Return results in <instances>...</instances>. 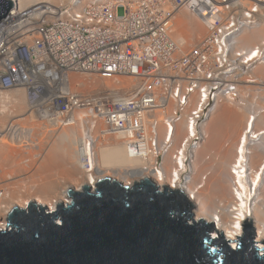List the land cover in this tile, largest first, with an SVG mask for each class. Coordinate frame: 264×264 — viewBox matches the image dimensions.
Returning <instances> with one entry per match:
<instances>
[{
    "label": "built area",
    "instance_id": "1",
    "mask_svg": "<svg viewBox=\"0 0 264 264\" xmlns=\"http://www.w3.org/2000/svg\"><path fill=\"white\" fill-rule=\"evenodd\" d=\"M245 1L74 0L25 8L15 2L0 21V90L23 91L32 109L49 122L92 109L93 125L105 120L107 135L120 137L132 156H154L156 169L164 170L175 151L173 162L183 176L195 163L219 106L237 104L250 115L234 173L255 176L251 161L259 154L260 177L264 98L256 72L264 64V41L243 46L241 38L264 26V0ZM186 2L201 12L209 30L190 49L172 37L175 14ZM71 74L132 78L140 84L126 93L99 90L90 99L72 88ZM247 85L250 91L244 90ZM157 118L163 120V134ZM91 161L86 156L90 174L95 173ZM6 197L0 189V220L12 210L7 213Z\"/></svg>",
    "mask_w": 264,
    "mask_h": 264
},
{
    "label": "bare ground",
    "instance_id": "2",
    "mask_svg": "<svg viewBox=\"0 0 264 264\" xmlns=\"http://www.w3.org/2000/svg\"><path fill=\"white\" fill-rule=\"evenodd\" d=\"M8 1L16 2L22 8L48 1L62 5V2H68L69 5L74 2V0ZM243 2L249 3L245 0ZM200 13L193 12L192 4L187 2L177 9L172 37L183 48L187 49L189 45L192 48L209 35ZM199 21L206 27L207 34L198 24ZM263 41L264 26L245 31L241 45L252 46ZM79 75L82 74H71L70 82L73 89H82L86 92L85 95L88 97L85 98H90L105 88L126 93L140 84V81L132 78L109 80L87 76V79H82L78 78ZM256 75L257 81L264 84V64L258 68ZM244 90L251 89L247 85ZM262 90L264 92V89ZM227 104L229 105L224 103L217 109L208 125L207 138L196 156L195 163L186 166L187 174L183 176L179 169L180 165L173 162L175 151L170 152L164 170L156 169L154 156L148 158L132 156L120 137L107 135L105 120L99 119L96 125H93L92 109H77L68 120L57 116L50 122L48 119L37 122L41 116L36 112L40 111L32 109L23 91L0 90V189L7 192V213L16 206L26 208L32 200L47 206L50 211H55L60 203L66 205L70 203L71 199L67 193L69 188L81 190L85 183L96 187L100 178L112 177L132 186L150 177L161 189L169 185L175 190L184 191L193 205V219L195 221L204 219L213 223L215 231L227 241L242 239V225L249 222L256 243L264 250V172L260 177L257 175L263 165V156L256 154L251 161L253 168L257 169L255 176L247 178L248 174L240 173L237 176L234 173L240 141L248 128L250 114L237 104ZM157 119L163 134L165 131L163 120ZM262 121L264 122V117ZM89 130H92V136L89 135ZM59 133L60 135L63 133V139H60L62 142L60 140L59 142L65 141L64 153L62 144L53 143ZM58 139L59 137L56 140ZM51 144H54L52 148L58 145L62 150L58 147L50 150ZM69 144L74 146L75 152L72 151L73 146H70L71 149L68 147ZM66 145L71 153L75 154L72 155L73 158L76 157L73 159L75 163L71 162V153L68 152L70 150ZM24 148H27V151H24ZM28 148L35 150L31 153L32 149L29 151ZM88 148L90 152L87 151ZM35 151L37 152L34 153ZM88 155L95 172L92 174L84 168ZM55 172L60 178H53ZM7 220V218L0 220V226L6 227ZM231 244L232 248L236 249L239 242L234 241Z\"/></svg>",
    "mask_w": 264,
    "mask_h": 264
},
{
    "label": "water",
    "instance_id": "3",
    "mask_svg": "<svg viewBox=\"0 0 264 264\" xmlns=\"http://www.w3.org/2000/svg\"><path fill=\"white\" fill-rule=\"evenodd\" d=\"M14 7L0 0V21ZM67 193L70 203L55 211L36 200L12 209L0 227V264H264L249 222L242 239L227 241L193 219L184 191L153 178L129 186L105 177Z\"/></svg>",
    "mask_w": 264,
    "mask_h": 264
},
{
    "label": "rangeland",
    "instance_id": "4",
    "mask_svg": "<svg viewBox=\"0 0 264 264\" xmlns=\"http://www.w3.org/2000/svg\"><path fill=\"white\" fill-rule=\"evenodd\" d=\"M46 3H47L48 5H50V4L53 5V4H54L53 6H60V4H61V3H56V4H55V3H52V2H50V1H48V2H46ZM49 3H50V4H49ZM62 3H63V5H69L68 2H67V3L62 2ZM61 5H62V4H61ZM198 24H200V25L203 27V29L206 31V34H207V29H206V27H205L200 21H199ZM176 31H177V30H176ZM195 45H196V44H195ZM189 47H190V45H189ZM189 47H188V48H189ZM193 47H194V45L192 46V48H193ZM188 48H187V49H188ZM190 48H191V47H190ZM190 48H189V49H190ZM185 49H186V48H185ZM83 76H85V77H83ZM87 76H88V78H90V77H89L90 75H88V74H82L81 76L79 75L78 78L87 79ZM94 77H96V76H94ZM96 78H97V77H96ZM263 82H264V81H263ZM260 87H261V93L263 94L264 92H263L262 89H264V88H263V87H264V84H261ZM105 89H108V88H105ZM109 89H110V88H109ZM82 91H83V90H82ZM85 93H86V92H85ZM262 94H261V97H262V98H261V97H260V98H261L262 101H263L264 94H263V95H262ZM225 104H226V105H229V104H227V103H225ZM233 107H234V105H233ZM237 110H239V109H237ZM244 110H246V109L244 108ZM239 111H240V110H239ZM241 111H242V110H241ZM245 112H246V111H245ZM36 113L39 114L38 112H36ZM39 115H40L41 117H43L41 114H39ZM40 116H39V117H40ZM41 117L37 119V122H39V121H41V122L44 121L45 118L42 119ZM38 120H39V121H38ZM49 129H50V128H49ZM51 129H56V128H51ZM50 134H51V133H50ZM50 134H49V135H50ZM47 135H48V134H47ZM62 135H63V133H62ZM62 135H60V133H59V136L57 135V137L55 138V140H56L58 137H59V139L56 140V141L54 140L53 143L55 142V143H57V144L59 145V143H60L59 140H60V139H63V136H62ZM38 137H39V136H38ZM40 137H41V136H40ZM40 137H39V138H40ZM61 137H62V138H61ZM41 138H42V137H41ZM42 140H43V139H42ZM64 140H65V139H64ZM57 141H58V142H57ZM60 141L62 142V140H60ZM55 143H54V144H55ZM69 143H70V142H69ZM54 144L49 145V147L51 146V147H50V150L53 149L54 147H56V148L58 147V145H57V146H54V147L52 148V146H53ZM60 144L63 145V146L61 145V147H62V149H63V153H64V150L66 149V148H63V147L65 146V145H64V144H65V141H63V143H60ZM67 144H68V143H67ZM72 144H73V143H72ZM72 144H71V145L69 144V146L66 145V147L68 146V147L71 149L70 146H73ZM55 145H56V144H55ZM61 147L59 146L58 149H61ZM68 147H67V149H69ZM56 148H54V149H56ZM73 148H74V146L72 147V151L75 149V148H74V149H73ZM22 149H23V148H22ZM24 149H25L24 151H27V148H24ZM31 149H32V150H31ZM62 149H61V150H62ZM70 149H69V150H70ZM28 150H29V148H28ZM30 150H31V153H33V151H34L35 149L33 150V148H30ZM30 150H29V151H30ZM72 151L70 150V151H68V152L71 153ZM75 151H76V150H75ZM75 151H73V152H75ZM36 152H37V151H35L34 153H36ZM60 152L62 153V151H59V153H60ZM61 153H60V154H61ZM63 153H62V154H63ZM73 154H74V153H71V155L69 154L70 157H71V162H73V159H74V158L76 159V157H74V158L72 157ZM58 155H59V154H58ZM59 156H60V155H59ZM73 156H75V154H74ZM60 157H62V156H60ZM60 157H59V158H60ZM62 158H63V157H62ZM63 161H64V158H63ZM74 161H75V160H74ZM61 162H62V161H61ZM64 163H66V161H65ZM73 163H75V162H73ZM37 164H38V163H37ZM37 164H35V165L38 166ZM39 165H40V164H39ZM33 168H35V166H33ZM33 168H31V170H33ZM40 168H41V167H39V169H40ZM28 169H30V168H28ZM31 170H29V172H30ZM52 174H53V173H52ZM59 174H60V173H59ZM49 175H51V174H49ZM60 175H61V174H60ZM60 175H59V176H60ZM52 176H54L53 178H56V177H57V178H60V177H58V173H56V172H55V174H53ZM61 176H62V175H61ZM50 177H51V176H50ZM229 243L231 244V242H229ZM257 244H258V243H257ZM231 245H232V244H231Z\"/></svg>",
    "mask_w": 264,
    "mask_h": 264
}]
</instances>
